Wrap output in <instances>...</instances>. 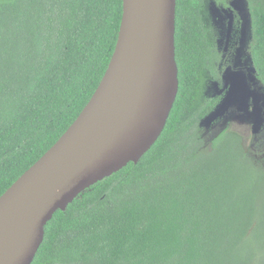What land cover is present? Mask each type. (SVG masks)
Here are the masks:
<instances>
[{"label":"trees","instance_id":"1","mask_svg":"<svg viewBox=\"0 0 264 264\" xmlns=\"http://www.w3.org/2000/svg\"><path fill=\"white\" fill-rule=\"evenodd\" d=\"M204 1L176 0L179 86L160 137L136 164L58 210L32 264H264V127L255 156L236 131L202 130L223 65ZM246 7L262 92L264 0ZM122 8V0H0V196L89 102Z\"/></svg>","mask_w":264,"mask_h":264},{"label":"water","instance_id":"2","mask_svg":"<svg viewBox=\"0 0 264 264\" xmlns=\"http://www.w3.org/2000/svg\"><path fill=\"white\" fill-rule=\"evenodd\" d=\"M122 7L114 51L89 102L0 196V264H32L53 215L97 182L136 164L166 125L179 86L176 0H122ZM227 77V85L238 80L233 72Z\"/></svg>","mask_w":264,"mask_h":264},{"label":"rangeland","instance_id":"3","mask_svg":"<svg viewBox=\"0 0 264 264\" xmlns=\"http://www.w3.org/2000/svg\"><path fill=\"white\" fill-rule=\"evenodd\" d=\"M222 1L226 2V6L215 0H207V17L212 30L216 32L215 40L219 52L224 54V60L220 82H213L214 85L208 89L209 93L218 92V101L214 110L204 118L202 130L205 134L224 128L236 131L251 143L253 147L250 154L255 156L258 155L255 146L262 140L264 127V94L260 91L262 89L258 91L260 86L254 73L249 72V69L253 68L251 23L246 10V0ZM229 72L238 75V80L232 85L225 82L229 81ZM224 75L226 76L223 80ZM231 87H234L236 93L231 92ZM259 255L264 259V252Z\"/></svg>","mask_w":264,"mask_h":264},{"label":"flooded vegetation","instance_id":"4","mask_svg":"<svg viewBox=\"0 0 264 264\" xmlns=\"http://www.w3.org/2000/svg\"><path fill=\"white\" fill-rule=\"evenodd\" d=\"M217 3H219V4H221L222 5V3H223V1L222 0H215ZM204 3H205V11L208 13V10H207V0H205L204 1ZM224 4H226V2H224ZM224 6V5H223ZM226 8V7H225ZM209 18V17H208ZM208 22H210L209 21V19H208ZM211 25V24H210ZM212 32H213V34H214V38H216V32H214V30H212ZM222 60V62H223V60H224V54H223V59H221Z\"/></svg>","mask_w":264,"mask_h":264}]
</instances>
